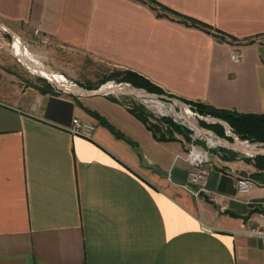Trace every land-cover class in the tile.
Masks as SVG:
<instances>
[{"label":"crops","instance_id":"crops-1","mask_svg":"<svg viewBox=\"0 0 264 264\" xmlns=\"http://www.w3.org/2000/svg\"><path fill=\"white\" fill-rule=\"evenodd\" d=\"M153 1L210 32L137 0H0V25L132 72L163 100L264 114V0ZM22 82L0 62V264H264V243L235 234L264 211L251 165L216 151L195 197L184 134L155 139L113 91ZM72 118L93 125L90 139L67 132Z\"/></svg>","mask_w":264,"mask_h":264},{"label":"rangeland","instance_id":"rangeland-1","mask_svg":"<svg viewBox=\"0 0 264 264\" xmlns=\"http://www.w3.org/2000/svg\"><path fill=\"white\" fill-rule=\"evenodd\" d=\"M9 32L11 31L9 30ZM12 35L14 36L15 40H17L19 44L26 50L28 55L32 59L38 62L39 68L42 70L41 72H44L45 74L44 75L43 73L40 72L41 75L45 76L51 81L54 80L53 83L55 84L63 85L64 87H68V88H73L72 85H75L83 89L89 88L90 90H94L106 82L116 83V81L119 80V76L115 72L119 70L111 69L110 67H107L93 60L92 58H89L87 55L81 54L73 50L50 46L48 45L47 42L44 45L38 44L36 42L34 43H31L29 41L27 42L25 40H21V38L19 39L15 37L13 33ZM13 44L14 42L10 41V38L8 37V35L5 32L0 31V62L3 64L4 67H8V69H11L13 70V72L17 73L20 81H23L22 83L29 84V85L38 87L40 89L46 88L44 83L42 82L43 79L39 78L38 75L35 72H33L32 69H29V68L27 69L26 65L22 62V60L19 59L13 53V49H12ZM50 76H55L58 79L57 78L52 79L50 78ZM106 79H109V80H106ZM49 86H51V90L56 91V88L54 86L52 85H49ZM162 94H159V95H162ZM110 96L116 97V98H123L125 102L130 103L134 108L141 109L144 112H146L149 116H151L152 120L170 118L171 122H174V124L179 125L189 130L187 126L188 127L190 126L185 122V120L177 116V114L181 115V111H180L181 107L179 104H174L168 100H160L161 102H163V106L160 107V106L148 104L147 101L145 100L143 101L137 96H124V97L119 96V95L117 96L110 95ZM95 97H98V96H95ZM168 98H171V97L168 96ZM171 112L176 114L175 119L178 122L174 120V117L172 116ZM190 112L196 113L192 109L190 110ZM203 117H207V116H201V118ZM194 119L196 121V126L197 124L199 125L200 122H205L203 119H200L198 117H194ZM207 124H210V123H207ZM162 129L164 130V132H166V136L170 135L169 134L170 132H168L165 129V127H163V125H162ZM206 131H209V130H206V129L202 130L203 135L207 134ZM190 133L191 131L189 130L188 136L190 135ZM184 136L186 135L184 134ZM212 138L214 140H217L216 139L217 136L214 133L212 135ZM207 142H208V138H207ZM196 144L206 151V155L210 162L214 159V155L216 151L224 152V154H228L227 156H231L232 158L242 159V158H249L247 156H250L251 154L258 152L259 150H257L256 148L264 150V146L255 147V149L253 150L254 152L252 151L250 153H244L245 155H247L245 156L241 154L242 152L240 151L242 150L237 146H235V148L239 149L240 151L236 150L235 148H233L234 149L233 151L228 148L222 147V145L227 146L224 142L222 143V145H217V147L213 149H207V147L205 146L206 145L205 139L204 140L202 139L201 141H197ZM231 153L233 155H231Z\"/></svg>","mask_w":264,"mask_h":264},{"label":"trees","instance_id":"trees-1","mask_svg":"<svg viewBox=\"0 0 264 264\" xmlns=\"http://www.w3.org/2000/svg\"><path fill=\"white\" fill-rule=\"evenodd\" d=\"M142 2L143 4H147L153 11H156V8L159 10L170 12L179 18V22L183 25L189 27L199 28L207 33L210 32L209 26L206 24L199 22L197 20L187 18L185 16H181L175 12H172L165 7L157 4L153 0H137ZM166 16V14H164ZM160 13H157V16H164ZM116 74L119 76V80L116 83H127L131 84L133 87L138 89H144L148 93L151 94H162V92L149 84L146 80L139 77L138 75L128 72V71H115ZM42 80V79H41ZM109 80V79H106ZM105 80V81H106ZM103 81V82H105ZM46 88H38V90L44 92H55L51 90V86H49L44 80H42ZM102 82V83H103ZM90 90L89 88H86ZM56 93V92H55ZM170 97V96H169ZM186 105H189L194 112H196L200 116H209L212 118L220 119L226 124L229 125L232 132L241 140V141H248L249 143H264V114H239L236 112L225 111V110H217L200 103L188 102L184 100H179ZM132 113L146 126V128L151 132L153 137L157 140H167L168 136H166V132L162 129H165L170 132L169 134L173 133H183L186 135L187 139L188 132L184 127L174 124L171 122L170 118H162V119H154L152 120L151 116H149L146 112L141 109H134ZM170 119V120H169ZM200 127L206 130L213 132L217 137L221 139H225L229 143L232 142V139L225 135L224 129L222 126L218 124H207L205 122L199 123ZM242 161L252 166L254 172L250 174V177L261 183L264 184V155H259L253 158H242Z\"/></svg>","mask_w":264,"mask_h":264},{"label":"built area","instance_id":"built-area-1","mask_svg":"<svg viewBox=\"0 0 264 264\" xmlns=\"http://www.w3.org/2000/svg\"><path fill=\"white\" fill-rule=\"evenodd\" d=\"M31 35L34 42L38 44L44 45L47 42L44 38L40 37L37 30H33ZM229 59L234 63H240L243 60V54L240 51H235L230 54ZM66 130L72 136L90 139L94 127L92 124L80 122L79 120L72 118ZM190 131L189 138L191 142L186 152V162L190 166L189 183L197 188L196 191L193 192V195L197 197L199 194L207 192L205 185L209 170L207 168L208 158L206 151L198 146L196 142L205 139V146L207 149H213L217 146L215 144L211 145L207 142L208 137L214 140L209 133L205 134V136L203 135L202 130L200 131V134L196 133L194 130ZM235 185L237 193L245 195L250 192L253 182L247 176H240L237 178ZM235 234L254 238L264 243V211L257 213L250 220L249 224L243 225L241 229L235 232Z\"/></svg>","mask_w":264,"mask_h":264},{"label":"water","instance_id":"water-1","mask_svg":"<svg viewBox=\"0 0 264 264\" xmlns=\"http://www.w3.org/2000/svg\"><path fill=\"white\" fill-rule=\"evenodd\" d=\"M0 31L2 32H5L8 37L10 38V41L13 42L15 40L14 36L12 35L11 32H9V30L5 27H3L2 25H0ZM39 78H42L43 80L46 81V83H48L49 85H52L56 88V92L59 93V94H63V95H74V96H80V97H95V96H106V95H109V94H113V93H107V92H104V91H101V87L103 85H106V84H112L114 86V89H118V91H115V93L113 95H119V96H137V97H140V98H154L158 101L160 100H163L161 98V96L159 95H156V94H151V93H148L146 90L144 89H138V88H135L133 87L132 85L130 84H127V83H114V82H106L104 84H102L101 86L97 87L96 89L94 90H86V89H83V88H80V87H77L75 85H72L74 88L80 90V92L76 93V92H73V91H67V90H64L62 89L60 86H58V84H55L53 83L52 81H50L49 79H47L46 77L44 76H41L39 74H37ZM122 88H125L124 90H121L119 91L120 89ZM172 103L174 104H179L180 106H183L185 108H187L189 111L191 110L190 106L189 105H186L184 104L183 102L179 101V100H176V99H172L171 100ZM163 103V102H162ZM191 113V112H190ZM194 117H198L200 119H203L205 122L207 123H210V124H218L220 126L223 127L224 129V132H225V135L229 138L232 139V143H228L226 140H223V139H220L217 137V139L219 141H222L224 143H226L227 145L229 146H225V145H222L223 147H226L230 150H234L232 145L235 144V141L238 140L239 142L241 143H247L249 145H254L255 147H259V146H264V143H249L248 141H241L231 130V128L229 127L228 124H226L225 122H223L222 120L220 119H216V118H212V117H203L201 118V116L199 117V115H197L196 113H191ZM175 121H177L175 118H174ZM178 122V121H177ZM185 126V125H184ZM186 127V126H185ZM189 130H193V129H190L189 127H187ZM197 129L199 131L203 130L198 124H197ZM207 133L213 135L212 132L210 131H206ZM257 150H259L258 152L256 153H253L251 154L250 156H247L245 155L244 153H241L249 158H253V157H256V156H259V155H264V150L262 149H259V148H256Z\"/></svg>","mask_w":264,"mask_h":264},{"label":"bare ground","instance_id":"bare-ground-1","mask_svg":"<svg viewBox=\"0 0 264 264\" xmlns=\"http://www.w3.org/2000/svg\"><path fill=\"white\" fill-rule=\"evenodd\" d=\"M14 42V44L12 45V49H13V52H14V54H16L17 55V57L19 58V59H21L22 60V62L26 65V68L28 69H32L33 70V72H35L36 74H40L41 75V73H43L44 74V72H41L42 70L39 68V65H38V62L37 61H35L34 59H32L29 55H28V53L26 52V50L19 44V42H15V41H13ZM41 72V73H40ZM47 74V73H46ZM45 75V74H44ZM42 76V75H41ZM45 77V76H44ZM50 78H52V79H56L57 77H55V76H50ZM48 79V78H47ZM58 79V78H57ZM51 81V80H50ZM52 82H54V80L52 81ZM58 86H60L62 89H64V90H67V91H73V92H80V90H78V89H76V88H68V87H64L63 85H58ZM125 88H122V89H120L119 91H121V90H124ZM101 91H104V92H110V91H113V92H115V91H118V89L116 90V89H114V86L112 85V84H106V85H103L102 87H101V89H100ZM148 101H151V100H156V99H154L153 97L152 98H146ZM152 103H155V101H153ZM149 104H150V102H149ZM156 106H159V105H156ZM182 109H185L187 112H188V114L187 115H185V117L184 116H180V118H182V119H184L185 120V122L190 126L189 128L190 129H193L196 133H198V134H200L201 132L197 129V126H196V121L194 120V118H193V116L191 115V113H190V111L187 109V108H185V107H183V106H180ZM191 117V119L190 118H187V117H189V116ZM193 118V119H192ZM210 136H211V134H209ZM208 143H210L211 145H213V144H215L216 146L217 145H222V141H219V140H212L211 138H209L208 137ZM226 144V143H225ZM227 145V144H226ZM227 146H229V145H227ZM235 146H237V147H239L241 150H242V152L243 153H250V152H252L254 149H255V146L254 145H249V144H247V143H241V142H239L238 140H236L235 141V144H233L232 145V147H235ZM254 152V151H253Z\"/></svg>","mask_w":264,"mask_h":264}]
</instances>
